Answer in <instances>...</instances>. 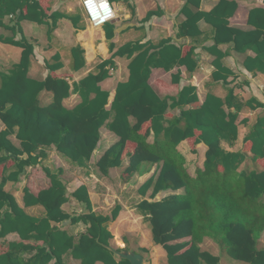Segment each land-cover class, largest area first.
<instances>
[{
  "label": "trees",
  "instance_id": "1",
  "mask_svg": "<svg viewBox=\"0 0 264 264\" xmlns=\"http://www.w3.org/2000/svg\"><path fill=\"white\" fill-rule=\"evenodd\" d=\"M233 1L230 12L223 17L217 14L219 8L203 14L208 18L217 17L215 24L220 31L215 43L234 42V35L241 36L239 49H252L257 60L263 61L264 10L250 12L249 21L256 25V30L242 35L245 31L227 27V19L237 8V2ZM155 14L162 12L150 11L147 18ZM8 15L16 17L12 25L3 22ZM51 17L55 20L69 17L75 26L81 19V15L55 13ZM46 19L39 0H0V30L5 28L12 32L8 36L0 32V41L22 48L20 61L9 74L2 75L0 84V119L5 125L0 130V240L14 232L20 236V240L0 244V264H50L54 259V264H64L63 256L70 252L81 259V264H130L126 259L118 260L115 250L109 247L114 235L107 222L117 219L121 206H116L111 215L97 214L92 210L87 186L81 181L75 180L80 186L69 194L61 174L44 166L50 185L37 193L26 187L24 207L6 189L9 182L19 181L28 167L47 158V149L52 146L73 163L84 165L92 159L100 143V129L105 124L120 139L97 162L103 174L122 165L126 143L132 141L136 148L130 155L126 177L144 162H163L157 177L151 176L141 186L142 194L146 195L152 188L150 197L153 199L166 189H186L185 194L169 195L158 201L143 199L136 206L138 213L150 222L153 241L164 248L169 264H221L219 256L202 250L200 244L206 236L218 242L235 260L264 264V248L259 246V235L264 231V200L261 199L264 197V168L238 172L244 155L225 152L221 147L222 139L234 141L238 137L236 121L243 103L235 102L234 91L225 99L208 93L202 103L193 85L185 86L177 96L161 95L149 82L153 67L170 71L176 65H185L192 71L197 64L193 47L183 53L177 45L167 41L171 39L163 40L162 45H123L109 59L100 62L96 71L72 84L65 77L51 74L43 80L32 78L29 69L34 42L25 35L20 38L17 35L22 33V21L44 23ZM108 23L104 27L108 28L106 36L110 40L114 37V25ZM115 47L110 43V49ZM156 47L159 53L154 60L156 56L151 55L150 50ZM212 51L220 55L216 49ZM72 54L73 70L84 68V50L78 46L72 49ZM125 56L132 59L130 76L117 85L109 104L110 93L103 90L100 83L111 76V68L116 65L113 58ZM55 57L58 64L48 66L52 71L63 66L60 55ZM179 77L180 73L172 75V80L177 82ZM44 91L53 94L48 105L40 101ZM72 93L80 94L82 101L74 108H67L63 101ZM188 103H192L191 107L184 109ZM233 105L237 112H227L225 106L232 108ZM261 105V102L256 104ZM177 106L180 116L165 127L166 115ZM112 113L113 119L107 122ZM131 117L136 120L134 124ZM196 129L202 132L197 140L204 142L208 150L204 170L192 179L178 145L194 137ZM151 131L155 133L154 143L147 141ZM13 134L20 140V146L10 138ZM244 140L252 143L253 161L264 158V115L257 118ZM72 197L86 206V214L66 212L63 206ZM36 205L43 206L42 216L26 211L27 207ZM65 220L72 223L83 220L90 226L77 239L69 230L58 226ZM29 254H32L30 258Z\"/></svg>",
  "mask_w": 264,
  "mask_h": 264
},
{
  "label": "crops",
  "instance_id": "2",
  "mask_svg": "<svg viewBox=\"0 0 264 264\" xmlns=\"http://www.w3.org/2000/svg\"><path fill=\"white\" fill-rule=\"evenodd\" d=\"M39 1L47 14V19L44 23L31 20L22 21V33L17 35V38H20L21 35H25L34 42V54L31 57L29 69V75L32 78L43 80L51 74L56 77H65L71 84L73 82H78L89 72L96 71L97 65L100 62L109 59L119 47L126 44L152 43L162 45L163 40L171 39L167 41L177 45L183 53L188 52L190 47H193V56L197 61L194 70H189L185 65H176L170 71H166L159 67H153L149 81L151 86L161 95H168L170 97L177 96L185 86H196L200 103L204 102L208 93L225 99L230 91L233 90L234 94L237 96L235 102L243 103L241 109L238 111V118L236 121L238 125V137L234 141L222 139L221 147L225 152L234 154L241 153L244 155V161L238 168V172L244 170L248 172L252 170L259 171L264 168V158L253 161L251 153L252 143L244 140L257 118L264 115V60L258 61L256 58L257 54L252 49H247L245 51L239 49L238 46L240 45L241 36L234 35V42L216 44L215 38L220 31L215 24L217 17L216 15H212L208 18L203 15L219 8L220 11L217 14L223 17L225 13L230 12L232 8L231 4L234 2L233 0H110L116 8L117 14L116 17L108 23L114 25V37L110 40L106 36L108 28H105L104 25L95 27L88 21L81 0ZM235 2H237V8L234 14L227 19V27L245 31L242 35L250 33L248 31L256 30V25L249 21V15L252 11L254 13L256 9L264 10V0H235ZM150 11H159L162 12V14H155L148 19L147 14ZM53 13L70 16L81 15V19L78 26H75L69 17H59L55 20L51 17ZM15 19V15H8L3 19V22L6 25H12ZM27 22L29 24H26ZM33 23L45 26V39L37 33L36 24ZM50 28H52L51 33H49ZM188 31H190V33H188ZM0 32L6 36L12 35V32L5 28H1ZM110 43L116 45L115 49H110ZM78 46L84 50L86 63L84 68L79 71H74L72 68V49ZM0 49H2V53H0L1 84L2 75L9 74L20 61L22 48L21 56L18 60H15L16 57H13L10 51V53H8L6 48L0 46ZM213 49L220 52V55L212 51ZM158 50V47L151 48L150 50L151 55L156 56L154 60L158 57ZM56 55H60L63 66L52 71L48 66L58 64L55 57ZM113 60L116 65L114 68H111V76L100 83L102 89L110 93L109 104L114 99L117 85L129 79V63L132 59L125 56L115 57ZM179 73V81L174 82L172 80V75ZM52 99L53 94L49 91H44L40 96L42 105L50 104ZM248 100H252L251 104L247 103ZM81 101L82 98L80 94L72 93L70 97L63 101V104L67 108H74ZM259 102H261L262 105L256 106ZM109 104L107 108L110 107ZM191 105L192 103H188L184 109L190 108ZM225 109L227 112L236 111L234 105L232 108L225 106ZM180 114L181 110L179 106L171 110L169 114L166 115L164 126H169ZM113 116L114 113L111 114L107 122H110ZM243 119H245L246 122H241ZM135 121V118L131 117V123L134 124ZM182 124H184V122H182ZM4 128L5 125L0 119V130ZM201 133L200 130L196 129L194 137L178 145V150L185 157L184 166L192 179H196L204 170V162L208 150V146L204 142H199L197 140ZM100 134V143L94 151L92 159L87 161L84 165L73 163L59 153L55 146H52L47 149V158H43L41 160L42 162L37 165L28 167L21 179L17 182H9L6 185V189L14 194L20 205L24 207L23 198L24 189L26 187L32 192L37 193L39 190L50 185V179L43 170L44 166L49 167L55 173L61 174V178L67 184L69 194L73 193L80 186L76 184L75 181L79 180L87 186L92 203V210L97 214L111 215L116 206H121L117 219L107 222L108 229L114 235L111 246L109 247L115 251L117 248H121L122 250L119 251L130 250L137 253H140L138 251L140 248L143 251L152 252L151 255H154V251H156V253L159 251L161 253L162 251V264H169L167 253L164 248L153 241L150 222L147 217L138 213L136 206L138 202L143 199L158 201L169 195L185 194L186 189H166L159 192L153 199L150 197L152 188L147 191L146 195L142 194L140 192L141 186L151 176L154 175L157 177L163 162H144L136 172L126 177L125 170L129 166L130 155L136 148V143L132 141L126 143L122 157V165L120 167H112L109 169L108 174H103L98 168L97 162L106 150L118 142L120 138L108 128L107 124L101 127ZM10 138L16 145L20 146L21 142L15 134L11 135ZM147 141L149 143H154V131H151ZM93 167L95 168V172H93ZM96 169L98 174L96 173ZM219 169L222 170V167L220 166ZM90 172L94 173V175ZM90 175L97 178L91 180V186L84 180V178L87 180ZM107 195L108 197L106 198ZM122 197L126 198L129 206L123 203ZM112 198H114V203L112 207L110 206L111 210L103 211L102 209L107 206L105 202L111 204L110 200H112ZM261 199L264 200V197ZM63 208L72 215H84L87 213L86 206L74 197H72L68 203L64 204ZM125 208L129 210L128 213L133 211L146 223V229L137 227L140 229V234H137L140 238V242H134V245L138 249L130 242V234L132 232L130 233L126 230L125 234L121 233L117 235L116 232L112 230V226L117 224L123 214H126ZM26 211L29 214L37 216H42L44 214V208L40 205L27 207ZM58 226L62 229L69 230L71 234L77 236V239H79V237L87 231L90 224L83 220L78 223L65 220L59 223ZM16 240H20V236L18 233L14 232L1 239L0 244L6 245L10 241ZM38 244H42V242H38ZM200 246L202 250L209 251L219 256L220 263L223 264V258L219 248L221 245L218 242L206 236ZM259 246L260 248H264V231L259 235ZM31 255L32 254H29L28 258H30ZM116 256L118 260L123 259L117 254ZM143 256L146 263L149 264L150 262L148 259L145 255ZM151 257L153 259L152 264H160L157 258H154V256ZM55 261V259L52 260L50 264H54ZM63 262L64 264L82 263L81 259L74 257L71 252L63 256ZM241 262L243 261L239 262L233 259L228 260L226 263L243 264Z\"/></svg>",
  "mask_w": 264,
  "mask_h": 264
},
{
  "label": "rangeland",
  "instance_id": "3",
  "mask_svg": "<svg viewBox=\"0 0 264 264\" xmlns=\"http://www.w3.org/2000/svg\"><path fill=\"white\" fill-rule=\"evenodd\" d=\"M114 6V4H113ZM115 8V6H114ZM116 9V8H115ZM26 24H29L28 22ZM33 24H36V27H37V33L43 38L45 39L46 37V28L45 26L43 25H40V24H37V23H33ZM24 28H25V23H24ZM0 46H2V48H6V50L8 51V53L11 52V55L13 57H16L15 60H18L21 56V48L18 47V46H14V45H11V44H6V43H0ZM10 51V52H9ZM0 53H2V49H0ZM93 172H95V168L93 167ZM91 174L94 175V173L90 172ZM96 173L98 174V171L96 169ZM89 178L86 180L84 178V180L90 184L89 186H91V180H95L97 179L95 176H88ZM105 188V187H104ZM92 189V188H91ZM93 190V189H92ZM106 192V190H105ZM108 197V195L106 196V198ZM111 201V204H108L107 202H105V204L107 206H105L104 209H102L103 211H110L111 210V207L114 203V198H112ZM122 201L125 205L129 206V203L127 202L126 198L122 197ZM111 206V207H110ZM129 210H126L125 208V212L126 214H123V216L121 217V219L117 222V224L113 225L112 226V230L114 232H116L117 235H120L121 233L125 234L126 233V230H128V232H132L130 234V242L133 243V246L135 248H137L135 245H134V242H140V238L137 234H140V229H138L137 227L139 228H143V229H146V223L143 219H141L137 214H135L133 211L128 213ZM220 248V251H221V255H222V258H223V264H225L228 260H233V258L227 253L226 249L224 250L221 246L219 247ZM138 249V248H137ZM138 251L140 253H142L143 255H145V257L148 259V261L150 262L149 264H152L153 262V259L151 256H154V258H157L158 262L160 264L163 263V260H162V251L160 253L156 251H154V255H151L150 252H147V251H143L141 250L140 248L138 249ZM240 262V261H239ZM243 264H246L245 262H241ZM227 264V263H226Z\"/></svg>",
  "mask_w": 264,
  "mask_h": 264
},
{
  "label": "built area",
  "instance_id": "4",
  "mask_svg": "<svg viewBox=\"0 0 264 264\" xmlns=\"http://www.w3.org/2000/svg\"><path fill=\"white\" fill-rule=\"evenodd\" d=\"M88 21L95 27L103 26L116 17V9L110 0H81Z\"/></svg>",
  "mask_w": 264,
  "mask_h": 264
},
{
  "label": "water",
  "instance_id": "5",
  "mask_svg": "<svg viewBox=\"0 0 264 264\" xmlns=\"http://www.w3.org/2000/svg\"><path fill=\"white\" fill-rule=\"evenodd\" d=\"M115 252L120 258L127 259L131 264H147L144 256L140 253L130 250H116Z\"/></svg>",
  "mask_w": 264,
  "mask_h": 264
}]
</instances>
